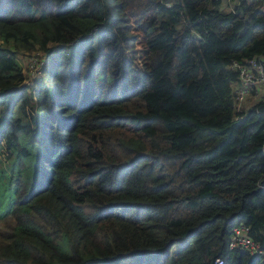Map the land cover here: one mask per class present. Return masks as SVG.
<instances>
[{
	"label": "trees",
	"instance_id": "16d2710c",
	"mask_svg": "<svg viewBox=\"0 0 264 264\" xmlns=\"http://www.w3.org/2000/svg\"><path fill=\"white\" fill-rule=\"evenodd\" d=\"M253 61L264 0H0V264H264Z\"/></svg>",
	"mask_w": 264,
	"mask_h": 264
},
{
	"label": "rangeland",
	"instance_id": "374dc122",
	"mask_svg": "<svg viewBox=\"0 0 264 264\" xmlns=\"http://www.w3.org/2000/svg\"><path fill=\"white\" fill-rule=\"evenodd\" d=\"M232 0H227L230 2ZM227 5V4H226ZM33 57L28 58L27 68H25V72H33L35 69H31L30 64ZM26 63V60H25ZM254 66L250 65L249 69H246L244 73L241 75V80L238 86L235 88V93L237 95V102L240 105H245L246 107L250 105V103L259 98L261 94L264 92V65ZM241 87H246L241 91Z\"/></svg>",
	"mask_w": 264,
	"mask_h": 264
},
{
	"label": "built area",
	"instance_id": "2783aa9c",
	"mask_svg": "<svg viewBox=\"0 0 264 264\" xmlns=\"http://www.w3.org/2000/svg\"><path fill=\"white\" fill-rule=\"evenodd\" d=\"M38 58L33 57L31 60L30 67L31 69H35L36 66L39 65ZM250 65L258 66L256 62H249ZM249 66H240V77L244 73L246 69H249ZM262 66V65H261ZM34 72V71H33ZM246 87H241L240 90L244 91ZM261 96H264V92L261 94ZM237 97V95H236ZM229 248L235 249V248H245L250 254H259L264 257V248L260 246L258 242H256L249 232V227L241 225H236L232 229L230 241H229ZM211 264H223V259L218 258L215 261H213Z\"/></svg>",
	"mask_w": 264,
	"mask_h": 264
}]
</instances>
